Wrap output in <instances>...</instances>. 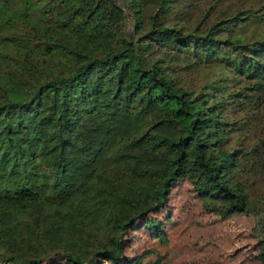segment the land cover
Returning a JSON list of instances; mask_svg holds the SVG:
<instances>
[{
  "label": "trees",
  "instance_id": "1",
  "mask_svg": "<svg viewBox=\"0 0 264 264\" xmlns=\"http://www.w3.org/2000/svg\"><path fill=\"white\" fill-rule=\"evenodd\" d=\"M263 179L264 0H0V264H142L184 182L264 264Z\"/></svg>",
  "mask_w": 264,
  "mask_h": 264
},
{
  "label": "rangeland",
  "instance_id": "2",
  "mask_svg": "<svg viewBox=\"0 0 264 264\" xmlns=\"http://www.w3.org/2000/svg\"><path fill=\"white\" fill-rule=\"evenodd\" d=\"M168 208L159 216L167 222L165 236L154 240L148 232H135L128 255L141 257L142 264L159 259V264H259L254 257L255 217L221 219L207 213L187 182L175 188Z\"/></svg>",
  "mask_w": 264,
  "mask_h": 264
}]
</instances>
